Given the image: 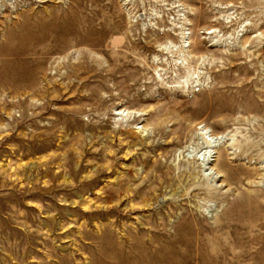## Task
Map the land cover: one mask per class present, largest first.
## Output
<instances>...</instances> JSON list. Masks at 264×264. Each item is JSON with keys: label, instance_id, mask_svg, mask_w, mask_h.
I'll use <instances>...</instances> for the list:
<instances>
[{"label": "rangeland", "instance_id": "1", "mask_svg": "<svg viewBox=\"0 0 264 264\" xmlns=\"http://www.w3.org/2000/svg\"><path fill=\"white\" fill-rule=\"evenodd\" d=\"M79 1L0 0V264H264V0Z\"/></svg>", "mask_w": 264, "mask_h": 264}, {"label": "bare ground", "instance_id": "2", "mask_svg": "<svg viewBox=\"0 0 264 264\" xmlns=\"http://www.w3.org/2000/svg\"><path fill=\"white\" fill-rule=\"evenodd\" d=\"M146 13V16L148 18V12L146 10H144ZM55 13H57L55 11ZM74 14H75V18L72 19L71 22H64L65 26L68 25H74L75 27L70 29V31L75 32L76 34V39L79 41H85L93 32L94 26H95V22H93V20H96V14L97 11L95 9H91L90 7H86V3L84 1H79L77 3L74 4ZM51 26V25H48ZM64 27V26H63ZM65 28V27H64ZM45 32H47L48 34H52V29L49 28H44ZM43 30V31H44ZM68 40V39H67ZM63 47H66L67 42L65 40H63ZM165 45L162 43L160 46V49H162V51L165 53L167 52L169 53H174L175 47L173 45L168 44L167 42H164ZM160 60L158 59L157 62H159ZM163 61V60H161ZM153 63H155V60L152 61ZM124 65L129 68L131 66L130 62H124ZM155 66H158V64H156ZM188 79H186L185 81H187ZM217 139L218 136L214 139V138H207L206 135H204L203 132H197L194 135V138L192 140V143L190 145H192V148L195 149V151L193 152L194 155L191 156L193 158V161L200 167H206L207 165H210L213 161L212 158V152L214 150V148L218 145L217 143ZM185 151V150H183ZM221 154L226 156V151L225 149L221 152ZM222 161V155L219 156L218 158V162ZM220 161V162H221ZM160 167V166H159ZM210 167V166H208ZM188 170H186V168H184L181 172L187 173ZM218 174L219 172L216 171ZM165 176H169L168 173L165 174ZM219 176H221V174H219ZM170 178H174L173 175L169 176ZM217 190V189H214Z\"/></svg>", "mask_w": 264, "mask_h": 264}]
</instances>
